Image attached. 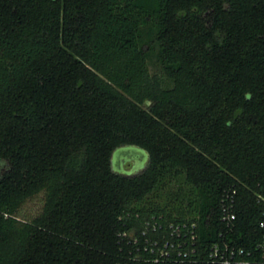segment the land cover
Returning a JSON list of instances; mask_svg holds the SVG:
<instances>
[{"label": "trees", "instance_id": "16d2710c", "mask_svg": "<svg viewBox=\"0 0 264 264\" xmlns=\"http://www.w3.org/2000/svg\"><path fill=\"white\" fill-rule=\"evenodd\" d=\"M126 147L138 174L114 169ZM233 191L229 240L253 250L264 0H0V264H136L152 218L212 242Z\"/></svg>", "mask_w": 264, "mask_h": 264}, {"label": "built area", "instance_id": "2783aa9c", "mask_svg": "<svg viewBox=\"0 0 264 264\" xmlns=\"http://www.w3.org/2000/svg\"><path fill=\"white\" fill-rule=\"evenodd\" d=\"M236 191L226 193L221 199L219 225L216 239H202L198 222H174L152 218L146 222V234L152 231L158 237L147 238L136 248V264H264V234L253 250H246L232 240L229 233L235 227ZM264 231V220L260 223ZM138 245V241L135 242Z\"/></svg>", "mask_w": 264, "mask_h": 264}, {"label": "rangeland", "instance_id": "374dc122", "mask_svg": "<svg viewBox=\"0 0 264 264\" xmlns=\"http://www.w3.org/2000/svg\"><path fill=\"white\" fill-rule=\"evenodd\" d=\"M149 68L152 74L162 73V64L159 55L154 52L149 57ZM149 157L146 151L137 147H126L117 150L113 155L114 169L122 174L135 175L142 171ZM43 206V195L28 201L24 207V214L34 217L39 214Z\"/></svg>", "mask_w": 264, "mask_h": 264}]
</instances>
